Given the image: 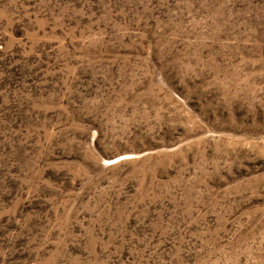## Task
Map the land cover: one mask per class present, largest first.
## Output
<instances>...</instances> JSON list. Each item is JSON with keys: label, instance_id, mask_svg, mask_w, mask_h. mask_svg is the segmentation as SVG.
Instances as JSON below:
<instances>
[{"label": "rangeland", "instance_id": "rangeland-1", "mask_svg": "<svg viewBox=\"0 0 264 264\" xmlns=\"http://www.w3.org/2000/svg\"><path fill=\"white\" fill-rule=\"evenodd\" d=\"M0 264H264V0H0Z\"/></svg>", "mask_w": 264, "mask_h": 264}]
</instances>
